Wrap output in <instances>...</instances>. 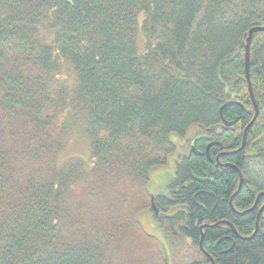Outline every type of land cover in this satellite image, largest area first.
Returning <instances> with one entry per match:
<instances>
[{"label":"trees","instance_id":"16d2710c","mask_svg":"<svg viewBox=\"0 0 264 264\" xmlns=\"http://www.w3.org/2000/svg\"><path fill=\"white\" fill-rule=\"evenodd\" d=\"M230 4L0 0V264H167L142 211L173 252L186 241L195 248L189 264H264V210L246 239L264 194L253 211L234 213L264 192L250 168L264 167V32L249 48L258 117L238 151L255 114L246 34L264 27V8L226 20ZM59 58L75 72L72 90L54 76ZM67 107L85 120L93 162L57 169ZM193 124L201 132L178 157L167 194L152 196L148 171L175 150L168 135Z\"/></svg>","mask_w":264,"mask_h":264},{"label":"rangeland","instance_id":"374dc122","mask_svg":"<svg viewBox=\"0 0 264 264\" xmlns=\"http://www.w3.org/2000/svg\"><path fill=\"white\" fill-rule=\"evenodd\" d=\"M259 8H264V0H231L229 11L226 13L225 18L226 20L235 19L250 10ZM144 18V13H138L136 16L135 47L137 53H143L145 50L146 41L141 28ZM58 64V71L54 76L62 84L64 83L68 90H72L75 87L76 78L74 70L64 58H59ZM60 122L62 125L60 137L62 148L54 160L56 168H63L72 160H80L87 164L93 162L91 139L86 133L83 116L71 107H67L60 117ZM200 130L197 124H193L183 135L176 133L168 135L169 141L175 146V150L167 156L164 165L154 166L148 171L147 190L152 196H164L167 194V187L174 176L175 163L178 157L187 154L191 140L200 134ZM250 168L253 172L252 174L264 186L263 165L254 161ZM138 220L144 230L156 239L160 251L165 253L167 264H189L191 262L195 248L189 242L186 241L176 252H173L149 211L140 212Z\"/></svg>","mask_w":264,"mask_h":264},{"label":"water","instance_id":"95a60500","mask_svg":"<svg viewBox=\"0 0 264 264\" xmlns=\"http://www.w3.org/2000/svg\"><path fill=\"white\" fill-rule=\"evenodd\" d=\"M258 32H264V27H261V26H255V27H252V28H250V29L248 30V32H247V34H246V42H245V48H244V51H245V54H244V65H245V71H244V72H245V80H246L247 87H248L249 97H250V100H251V102H252V105H253V107H254V109H255V114H254V116H253L251 122L248 124V126H247V127L245 128V130H244V134H243V143H242V146L240 147V149H239L238 151H241V150L243 149V147H244V141H245V138H246V132H247V130L250 128V126H252V124L254 123V121L256 120V118H257V116H258V109H257L256 103H255V100H254V96H253V92H252V87H251V82H250V76H249V48H250V43H251V37H252L253 34L258 33ZM229 104H233V103H232V102H229V103L225 104L222 108H224L225 106H227V105H229ZM221 110H222V109H221ZM221 110H220V112H221ZM234 123H235V121H233V122H227V121H225V120H222V125H223L224 127H226V128H227V127H231L232 125H234ZM212 145H213V144H210V145L207 147V150H208V148H209L210 146H212ZM236 152H237V151H234V152H232V153H227V154H234V153H236ZM223 155H226V154H220L219 157H220V156H223ZM219 157L216 158V162L219 161ZM217 166L219 167V166H221V164L217 163ZM238 174H239V179H240V181H239V186H238V189H237L236 193L239 192V190H240V188H241V185H242V175H241L240 172H238ZM263 194H264V193H260V194L258 195V197L256 198V201H255L254 205H253L250 209H248V210H246V211H244V212H242V213H237V212H234L235 210L232 208V209H233V212L236 213L237 215L242 216V215H244V214H247V213L253 211V210L257 207L258 201H259L260 197H261ZM229 204H230V206L232 207V198L230 199ZM151 210L154 212L155 215L158 214V210L155 208V206H154V204H153V197H151ZM263 210H264V205L258 210V213H257V216H256V221H255V231H254V233L252 234V236H250L249 238H246V239H251V238L256 234V232H257V230H258V221H259L260 215L262 214ZM215 226H216V224H215V225H211V226L203 225V226H201V227L199 228V230H200V232H201V234H202L203 229H205V228H213V227H215ZM228 226L232 229L233 233L236 234V232H235L233 226L230 225V224H228ZM199 249L202 251L201 243H200V245H199ZM211 264H212V261H211Z\"/></svg>","mask_w":264,"mask_h":264},{"label":"bare ground","instance_id":"6f19581e","mask_svg":"<svg viewBox=\"0 0 264 264\" xmlns=\"http://www.w3.org/2000/svg\"><path fill=\"white\" fill-rule=\"evenodd\" d=\"M258 117V116H257ZM242 143H243V140H242ZM244 144H245V141H244ZM264 193V192H263ZM264 220V219H263Z\"/></svg>","mask_w":264,"mask_h":264},{"label":"flooded vegetation","instance_id":"af4514ba","mask_svg":"<svg viewBox=\"0 0 264 264\" xmlns=\"http://www.w3.org/2000/svg\"><path fill=\"white\" fill-rule=\"evenodd\" d=\"M232 126H233V125H232ZM232 126H231V127H232ZM256 208H257V207H256Z\"/></svg>","mask_w":264,"mask_h":264}]
</instances>
